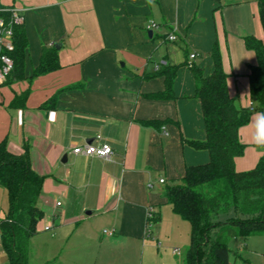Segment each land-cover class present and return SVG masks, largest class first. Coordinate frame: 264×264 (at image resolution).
<instances>
[{
  "label": "crops",
  "instance_id": "1",
  "mask_svg": "<svg viewBox=\"0 0 264 264\" xmlns=\"http://www.w3.org/2000/svg\"><path fill=\"white\" fill-rule=\"evenodd\" d=\"M1 3L23 12L28 47L24 78L0 84V143L5 141L15 154L28 151L33 169L44 176V197L37 204L44 213L41 231L48 236L50 253L40 264H136L131 257L140 246L145 252L147 236H152L148 210L160 220L158 207L169 205L164 213L177 222L165 188L178 183L187 166L210 159L207 150H196L186 141L205 139L188 65L210 72V51L217 41L229 95L236 106L255 111L248 74L256 55L243 37L264 36L258 0ZM152 22L157 26L152 28ZM172 34L176 38L170 40ZM56 43H61L60 68L33 76L43 48ZM165 63L185 64L174 81V98L151 99L146 94L163 90L164 79L142 76ZM25 90L24 106H11L14 96ZM54 96L53 107L43 106ZM253 111L239 129L246 147L235 158L238 171L253 168L263 154L254 148L261 113ZM169 118L171 122L158 126L142 123ZM89 139L94 145L109 143L111 156L73 152ZM8 206L7 191L0 185V219ZM96 219L101 227L92 229ZM46 225L51 228L45 230ZM1 256L0 264H8L4 250Z\"/></svg>",
  "mask_w": 264,
  "mask_h": 264
},
{
  "label": "trees",
  "instance_id": "2",
  "mask_svg": "<svg viewBox=\"0 0 264 264\" xmlns=\"http://www.w3.org/2000/svg\"><path fill=\"white\" fill-rule=\"evenodd\" d=\"M259 16L264 31V0H258ZM0 19L4 25L11 20L10 11L0 0ZM14 48L7 53L13 59V69L7 78L12 83L24 78L25 55L28 40L24 24L11 25ZM247 49L253 50L256 63L250 65L248 74L250 95L256 101L255 110L264 114V36L243 37ZM210 56L212 70L206 73L196 64L188 65L195 81V97L200 101L204 140H186L196 150H207L208 162L189 165L176 184L167 185L164 196L173 211L190 223V245L183 264H231L227 241L234 237L264 235V148L256 165L238 171L235 158L244 153L246 145L240 141L239 129L250 120L251 111L236 106L227 88L228 74L222 64L219 44L212 45ZM185 64H161L145 73L142 78L163 77L164 89L146 94L151 99H173L174 81L178 70ZM60 68L55 46L44 47L33 76ZM76 87V86H70ZM29 90L16 94L10 105L23 107ZM56 96L44 104L53 107ZM172 120H143L145 125L158 126ZM44 176L37 173L30 162L28 151L15 154L8 150L5 141L0 143V185L8 194V210L0 219L1 245L8 264H28L30 239L37 233V225L44 213L37 200L42 190ZM222 208V213L234 211L227 221L215 222L212 214ZM154 216L148 223L158 222ZM150 233V232H148Z\"/></svg>",
  "mask_w": 264,
  "mask_h": 264
},
{
  "label": "rangeland",
  "instance_id": "3",
  "mask_svg": "<svg viewBox=\"0 0 264 264\" xmlns=\"http://www.w3.org/2000/svg\"><path fill=\"white\" fill-rule=\"evenodd\" d=\"M152 31L158 32V30ZM158 55H160V50L155 52L153 57L157 59ZM253 112H256V110ZM254 148L262 150L263 153V148L257 147V145H254ZM43 197L44 188H42L38 200ZM158 208L161 213V219L153 223L152 236H147V242L149 243L145 252H143V247L140 246L135 256L131 257V260L135 261L136 264H183L186 250L190 245V223L180 216L177 217L179 219H175L177 223L166 215L164 212L166 208H170L169 205H161ZM222 210L220 208L215 213V216L212 214L215 222L227 221L230 216L235 215L234 211L225 214L222 213ZM49 224L52 225L51 219ZM95 224L96 226H92V229L101 227L97 219L95 220ZM42 225L43 220H41V224L38 226V233L31 239L29 264H40L41 260L50 253V249L46 247L48 236L41 231ZM103 228L107 229V226ZM153 241L154 243H151ZM227 245L230 248L231 264H264V235L234 237L227 241ZM1 246L0 242V263L3 258L1 256L3 254Z\"/></svg>",
  "mask_w": 264,
  "mask_h": 264
},
{
  "label": "built area",
  "instance_id": "4",
  "mask_svg": "<svg viewBox=\"0 0 264 264\" xmlns=\"http://www.w3.org/2000/svg\"><path fill=\"white\" fill-rule=\"evenodd\" d=\"M7 10L10 11L11 20L10 23L6 26L4 25V21L0 19V84L7 81L8 76L12 72L13 69V59L7 53V51H12L14 48V44L12 42L13 30L11 25H21L24 24V14L23 12L14 7V6H5ZM152 28L156 27V23L152 22L150 24ZM170 40L175 39V35H169ZM196 56L195 53L190 54V58H194ZM250 110H254L251 108ZM73 152L84 154L87 156H98L102 158H109L113 153V149L111 145L107 142L101 143L99 145H94L92 143H85L84 145L77 146L73 149ZM160 182L164 183V179H160ZM61 202H57V205H60ZM154 216L153 209L148 210L147 212V220L151 222ZM148 232L151 230V223H148ZM51 228L50 225H46L44 227L45 230H49ZM104 232H107L106 230ZM112 234V232H110ZM1 242V235H0Z\"/></svg>",
  "mask_w": 264,
  "mask_h": 264
},
{
  "label": "clouds",
  "instance_id": "5",
  "mask_svg": "<svg viewBox=\"0 0 264 264\" xmlns=\"http://www.w3.org/2000/svg\"><path fill=\"white\" fill-rule=\"evenodd\" d=\"M256 127L257 131L254 137L255 143L257 147L264 148V114H261Z\"/></svg>",
  "mask_w": 264,
  "mask_h": 264
},
{
  "label": "water",
  "instance_id": "6",
  "mask_svg": "<svg viewBox=\"0 0 264 264\" xmlns=\"http://www.w3.org/2000/svg\"><path fill=\"white\" fill-rule=\"evenodd\" d=\"M55 47H56L57 49H59V48L61 47V43H56V44H55ZM88 142L90 143V142H92V140L89 139ZM64 159H65V158H64Z\"/></svg>",
  "mask_w": 264,
  "mask_h": 264
}]
</instances>
